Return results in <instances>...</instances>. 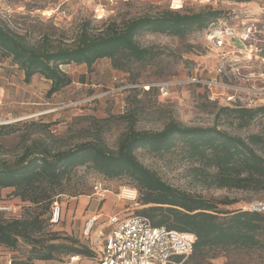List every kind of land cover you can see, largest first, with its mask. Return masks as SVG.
<instances>
[{
	"label": "rangeland",
	"instance_id": "374dc122",
	"mask_svg": "<svg viewBox=\"0 0 264 264\" xmlns=\"http://www.w3.org/2000/svg\"><path fill=\"white\" fill-rule=\"evenodd\" d=\"M170 1L0 0V20L36 46L71 45L83 28L98 33L111 22L121 24L129 18L171 9ZM257 4L264 5V0H220L217 8L224 12L223 17L211 28L229 26L238 30L252 22L256 24L254 42L264 48L261 43L264 36L259 31L263 20ZM203 6L198 0H189L178 10L197 11ZM208 34V29L181 37L151 32L139 34L136 38L141 45L151 46L158 52L154 60L133 61L123 69L114 68L109 58L98 59L90 68L84 64L64 65L72 81L49 96L48 80L34 75L25 82L18 66L9 57L0 55V125L15 129L0 135V159L13 160L21 152L23 142L37 138L65 147L100 137L109 148L115 149L132 120L138 130H160L166 123L175 121L186 126L215 125L245 139L250 134H258L264 140V115L256 116L242 127L236 118L220 110L235 104L236 100L242 104H264V94L251 92L264 89V62L247 60L232 52L233 47H242L238 39L218 49ZM259 54L264 56V49ZM163 80L175 82L166 94L159 88H144ZM256 148L264 156V141ZM135 154L163 180L181 190L215 202L232 201L227 205L219 203L220 208L259 210L264 206V189L216 187L211 171L185 157L181 145L161 153L138 148ZM97 180L108 189L102 201L93 195ZM72 182L77 187L76 193H81L71 195L69 188L60 194L59 222L47 224L34 239L45 243L74 240L76 245H88L90 250L99 252L101 245L84 237L83 225L87 217L96 213L101 217L121 209L136 213L141 207L133 209L117 196L120 186L132 182L125 176L108 179L84 166L74 170ZM1 202L19 207L20 218L30 215L35 208L15 196L12 188H0ZM33 247L23 239L14 248L0 245V264H59L69 254L60 253L46 261L32 259ZM80 257L77 264H93L94 256ZM186 263L264 264V250L210 249L203 260L182 262Z\"/></svg>",
	"mask_w": 264,
	"mask_h": 264
},
{
	"label": "trees",
	"instance_id": "16d2710c",
	"mask_svg": "<svg viewBox=\"0 0 264 264\" xmlns=\"http://www.w3.org/2000/svg\"><path fill=\"white\" fill-rule=\"evenodd\" d=\"M223 13L209 5L197 11L163 9L156 14L129 18L121 24L108 23L98 33L83 28L74 44L53 46L31 44L23 34L0 20V55L9 57L18 66L25 82L34 75L48 80L49 96L72 81L64 65L84 64L90 68L98 59L109 58L114 68L123 69L133 61L150 62L158 52L141 45L137 35L151 32L185 36L215 25ZM153 88L157 87L149 89ZM220 110L232 115L243 127L256 116L264 115V104L225 105ZM1 128L4 130L0 135L15 131L6 124L0 125ZM263 141L258 134L245 139L215 125L186 126L175 121L166 123L160 130H138L133 120L115 149L109 148L100 137L65 147L43 138L29 143L22 141L21 152L13 160L0 159V188H12L15 196L35 208L22 218L6 219L0 212V245L14 248L23 239L34 246L31 258L44 261L53 260L60 253H69L60 262L75 255L94 256L88 245H76L74 240L45 243L34 239L36 233L51 224V205L60 194L69 188L71 195L81 193H76L72 176L77 167L84 166L108 179L129 178L142 205L136 213L149 218L153 225L194 233L196 241L188 261L203 260L210 249L264 250V211L220 208L219 203L227 205L232 201L215 202L181 190L163 180L135 154L138 148L161 153L181 145L185 157L211 171L216 187L259 191L264 189V156L256 147ZM45 212L48 214L43 216Z\"/></svg>",
	"mask_w": 264,
	"mask_h": 264
},
{
	"label": "built area",
	"instance_id": "2783aa9c",
	"mask_svg": "<svg viewBox=\"0 0 264 264\" xmlns=\"http://www.w3.org/2000/svg\"><path fill=\"white\" fill-rule=\"evenodd\" d=\"M185 1L180 0L179 7L174 8V0L170 1V8L178 10L183 8ZM203 5H209L217 8L220 0H198ZM257 11L262 18V29L259 30L264 36V5L257 4ZM209 30V40L218 49L224 48L238 39L242 47H233L234 53L242 55L247 60L255 59L264 62V56L259 53L264 49L254 42L256 24L245 23L242 29H233L229 26ZM264 44V39L262 42ZM234 46V45H233ZM264 75V73H263ZM173 80H163L157 84L144 85L145 89L157 87L165 94L169 92L170 87L174 85ZM239 88H236V91ZM251 91V90H248ZM252 93L264 94L263 90L251 91ZM256 103V102H254ZM241 104L245 106H254L256 104ZM108 189L100 180L93 184V195L99 201L104 200ZM117 196L131 208L142 207L138 201V192L131 185L119 187ZM256 211H264V206ZM0 212L6 219L19 218V207L11 202H1ZM61 218V206L58 200H54L50 210V223H58ZM82 233L84 237L89 238L93 243L101 245V250H94L93 264H182L192 253L196 241V235L189 231H177L166 228L165 226L153 225L149 218L138 213L127 212L125 209L113 211L110 214L101 217L99 213L87 217L83 225ZM91 242V243H92ZM95 244V246H96ZM91 248V247H90ZM79 255L70 256L59 264H77L80 260Z\"/></svg>",
	"mask_w": 264,
	"mask_h": 264
},
{
	"label": "bare ground",
	"instance_id": "6f19581e",
	"mask_svg": "<svg viewBox=\"0 0 264 264\" xmlns=\"http://www.w3.org/2000/svg\"><path fill=\"white\" fill-rule=\"evenodd\" d=\"M179 3H180V0H174V2H173V6H174V8H177V7H179Z\"/></svg>",
	"mask_w": 264,
	"mask_h": 264
},
{
	"label": "crops",
	"instance_id": "0c3cea01",
	"mask_svg": "<svg viewBox=\"0 0 264 264\" xmlns=\"http://www.w3.org/2000/svg\"><path fill=\"white\" fill-rule=\"evenodd\" d=\"M92 215H94V214H92ZM92 215H90V216H92Z\"/></svg>",
	"mask_w": 264,
	"mask_h": 264
}]
</instances>
